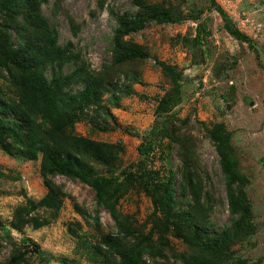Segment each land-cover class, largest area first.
I'll list each match as a JSON object with an SVG mask.
<instances>
[{"label":"rangeland","instance_id":"374dc122","mask_svg":"<svg viewBox=\"0 0 264 264\" xmlns=\"http://www.w3.org/2000/svg\"><path fill=\"white\" fill-rule=\"evenodd\" d=\"M143 1L172 8L177 20L149 22L143 30L126 37L149 53L145 59L112 67L122 88L128 83L126 74L136 75L129 83L132 93L119 96L117 104L113 90L101 93L108 116L101 109V116L94 119L96 113L89 107L72 134L101 143L110 152L108 162L90 161L89 166L94 175H118L124 180L114 198L116 213L126 221L124 230L135 228L127 231L137 241L143 242L148 233H154L151 240L164 254L149 262L184 264L180 254L192 252L193 246L176 236L175 223L165 221V214L155 211L139 167L148 159L147 170L161 178L173 171L178 194L185 164L190 161L201 194L208 191L211 196L210 221L220 231L231 223L227 185L208 127L223 122L232 132L239 171L248 178L241 188L251 215L250 233L231 243V261L264 264V0H215L216 4L211 0ZM218 7L248 39H240L225 28ZM137 8L134 0H48L41 6L57 29L59 44L72 41L80 56L98 71L111 64L110 46L117 24L112 11L132 13ZM161 63L182 74L183 86L175 105L172 74L166 73ZM72 68L67 65L64 71ZM0 85L4 96L11 98L14 89L9 80L0 77ZM83 87L79 84L74 91ZM163 98L173 101L168 110L159 108ZM172 136L181 137L189 146L187 156L180 154V142ZM148 141H154L155 146L147 157L140 148ZM41 159L42 153L26 159L0 144V264H8L16 249L26 251V264H117L116 254L109 253L102 240L107 234L120 233L121 227L107 206L98 202L95 189L78 179L54 176L68 195L58 211L40 207L33 213L47 217L57 212L50 223L39 227L28 223L21 229L13 225L18 206L29 198L39 201L48 192L40 171ZM130 171L135 177L129 176Z\"/></svg>","mask_w":264,"mask_h":264},{"label":"trees","instance_id":"16d2710c","mask_svg":"<svg viewBox=\"0 0 264 264\" xmlns=\"http://www.w3.org/2000/svg\"><path fill=\"white\" fill-rule=\"evenodd\" d=\"M46 1L0 0V77L9 80L14 89V94L8 98L4 96L0 85V144L11 154L26 159H35L42 153L40 171L48 189L41 200L29 198L25 205L17 207L13 225L21 229L28 223L35 227L50 223L57 212L47 217L33 213L40 207L59 210L68 194L54 180V176L65 175L92 186L98 202L107 206L121 227L120 233L107 234L102 240L105 249L116 254L117 264H151L150 258L155 260L164 254L162 247L154 245L155 242L151 240L154 233H148L143 242L137 241L135 235L127 231L135 228L127 227L124 230L126 221L116 213L117 200L114 198L124 180L118 175H94V170L89 166L90 161L108 162L110 152L101 143L72 134V128L85 117L84 110L89 107L96 113L94 119L101 116V109H104L101 93L113 90L116 104L119 96L132 93L129 83L137 78L136 75L126 74L128 83L122 88L120 82L116 81L119 77H115L112 67L145 59L149 53L141 44L129 41L126 37L143 30L149 22L176 21V11L161 3L143 0H134L138 8L132 13L112 11L117 24L110 46L111 66L105 64L98 71L80 56L72 41L65 45L59 44L57 29L41 9L42 3ZM218 9L225 28L240 39H248L245 33L233 25L227 12L221 7ZM71 21L75 27L72 17ZM198 35L200 37L201 30ZM67 65L73 68L65 72L64 67ZM161 66L166 73L172 74L175 105L183 86L180 82L182 74L165 63H161ZM109 76L111 79H108ZM79 84H84V87L74 91ZM172 102L171 99L163 98L159 108L168 110ZM104 113L108 116V111ZM208 136L219 154L227 185L231 223L220 231L216 229L217 224L210 221L211 196L208 191L201 194L190 161L187 160L185 164L178 194L174 188L176 174L173 171L161 178L153 170H147L148 159L143 161L139 169L143 170L141 175L146 177L144 189L151 196L155 211L165 214V221L175 223L178 226L176 236L193 246L192 252L180 254L183 263L234 264L231 261V243L250 233V204L241 188L248 178L239 171V163L231 145L232 132L226 125L223 122L214 123L208 127ZM172 138L180 142V154L185 153L187 156L189 146L182 142L181 137ZM154 146V141H148L141 146L140 151L148 157ZM129 174L124 173L126 177H135L133 171ZM33 250H36L35 245ZM25 256L26 251L16 249L10 255L8 264H26ZM243 261L239 259L236 264H243Z\"/></svg>","mask_w":264,"mask_h":264}]
</instances>
